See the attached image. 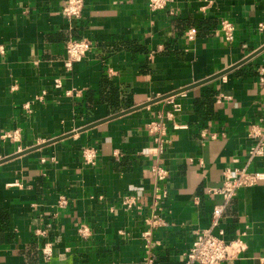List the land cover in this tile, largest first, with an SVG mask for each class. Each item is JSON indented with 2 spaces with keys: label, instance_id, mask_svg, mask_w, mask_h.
I'll return each instance as SVG.
<instances>
[{
  "label": "crops",
  "instance_id": "obj_1",
  "mask_svg": "<svg viewBox=\"0 0 264 264\" xmlns=\"http://www.w3.org/2000/svg\"><path fill=\"white\" fill-rule=\"evenodd\" d=\"M84 1L81 17L70 20L68 0H0V161L10 159L0 164V206L10 214L9 230L0 217V264H143L148 231L154 264H186L221 202L208 191L222 187L227 170L264 173V158L248 161L250 132L264 114V0H170L157 12L150 0ZM225 20L232 42L222 33ZM196 21L204 28L196 30ZM73 40L92 49L69 71ZM105 82L116 89L119 112ZM160 122L163 144L148 129ZM86 149L97 151L95 164L85 162ZM156 166L169 173L163 182ZM160 192H167L162 221L151 227ZM130 196L139 208L122 205ZM221 229L227 241L247 233V251L224 264H264V182L238 191ZM45 244L53 248L49 260Z\"/></svg>",
  "mask_w": 264,
  "mask_h": 264
},
{
  "label": "built area",
  "instance_id": "obj_2",
  "mask_svg": "<svg viewBox=\"0 0 264 264\" xmlns=\"http://www.w3.org/2000/svg\"><path fill=\"white\" fill-rule=\"evenodd\" d=\"M170 0H150L149 8L153 12L165 10ZM84 0H68V4L64 9V16L67 19H78L81 17ZM263 28V26L261 27ZM222 33L228 42H232L235 38L234 27L228 20L222 23ZM187 36L190 40L195 39L194 31H189ZM92 44L87 40H73L67 45V61L65 63L67 70H72L73 65L77 62H81L85 56L91 51ZM260 83L264 84V71H262ZM57 87H61L60 82H57ZM71 95V92L68 93ZM226 97H220L218 102ZM264 109V106H263ZM182 110L181 104L174 102V112L180 113ZM260 126L253 127L250 132V137L254 140V144L249 152L248 161L251 162L255 158H264V114L261 120ZM149 131L153 134H157V143L163 144L164 137L167 136V131L164 125L160 122L153 123L148 127ZM161 150V149H160ZM84 152V160L87 164H95L97 158V151L94 149H86ZM162 153V150H161ZM156 179L158 182H163L169 176L166 169L161 167L153 168ZM264 182V173L254 172L249 170V166L245 168L227 170L225 179L221 188L210 189L208 193L213 196H217L221 199L220 204H217L212 212L209 229L202 231L196 235L193 241V246L190 251L184 255V262L186 264H224L229 261H233L239 258L243 253L247 251L248 245L243 241V238L247 236V233H242L238 239L225 240V231L221 229V220L229 205V202L234 199L238 191L241 189L251 188L258 186L259 183ZM167 197V192L157 193L153 199L152 206L155 207V213L147 220V224L151 227L157 226L161 223V218L157 212L160 209V201ZM139 198L137 196L125 197L121 203L127 209L132 210L138 207ZM67 200L62 197L59 200L58 207L65 208L67 206ZM80 234L83 237L89 235V230L86 227L80 228ZM40 235H46V231L40 232ZM143 239L147 244V255L143 259V264H154L155 255L151 253L150 237L151 231L143 234ZM46 260H49L53 255V248L50 244L44 245L43 250Z\"/></svg>",
  "mask_w": 264,
  "mask_h": 264
},
{
  "label": "water",
  "instance_id": "obj_3",
  "mask_svg": "<svg viewBox=\"0 0 264 264\" xmlns=\"http://www.w3.org/2000/svg\"><path fill=\"white\" fill-rule=\"evenodd\" d=\"M236 67H237V66H236ZM236 67H233V68H231L230 70H225L223 73H221V74H219V75H216V76H214V77H212V78H209V79L205 80L204 82H201V83H198V84H195V85L188 86L187 88H184V89H181V90H178V91L172 92V93H170V94H168L167 96H164V97H162V98H159V99H155V100H153V101H150V103L143 104V105H141V106H136V107H133V108L127 110V111H124V112H121V113H119V114H116V115L112 116V118H110L109 120H106V121H103V122H96V123H94L93 125H89V126L83 128V129L79 130L78 132H85V131H88V130H90V129H93L95 126L100 125V124H102V123H104V122L112 121V119H116V118H120V117H123V116H126V115H130V114H131L132 112H134V111L141 110V109H143V108H148V107H150V105H153V104H155V103L162 102V101L168 100L169 98L176 97V96H179V95H181V94L187 93L188 90H190V89H192V88H194V87H197V86H199V85L205 84L206 82H208V81H212V80H214V79H216V78L224 77V75L228 74L229 71L233 70V69L236 68ZM67 137H69V136H65V137H62V138L56 139V141H58V140H60V139H63V138H67ZM56 141H52V142H50V143H48V144L56 143ZM42 146H43V145H42ZM42 146H40V147H42ZM38 148H39V147H38ZM38 148H36V149H38ZM30 151H33V150H29L28 152H30ZM25 153H27V152H25ZM20 155H21V154H19V156H20ZM19 156H16V157H19ZM16 157H13V158H16ZM11 159H12V158H11ZM7 160H10V159H5V160H3V161H0V164L3 163V162H5V161H7Z\"/></svg>",
  "mask_w": 264,
  "mask_h": 264
},
{
  "label": "trees",
  "instance_id": "obj_4",
  "mask_svg": "<svg viewBox=\"0 0 264 264\" xmlns=\"http://www.w3.org/2000/svg\"><path fill=\"white\" fill-rule=\"evenodd\" d=\"M192 25L195 27L196 30H200L204 28V22L202 21H196ZM102 86L104 88V91L108 90L106 93L108 97V101L112 102L116 108L114 112L115 113L119 112L121 110L120 109L121 106H117V104L119 103V96L118 94H116V89H114L113 84L112 83L110 84V82H105ZM0 217H2L1 221L3 220V222L1 223V229L9 230L8 220L10 219V214L8 210L4 209L2 206H0Z\"/></svg>",
  "mask_w": 264,
  "mask_h": 264
}]
</instances>
